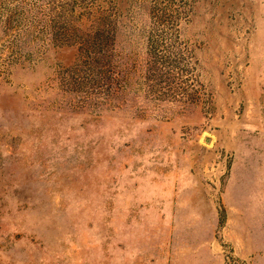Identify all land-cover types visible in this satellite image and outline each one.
<instances>
[{"label": "rangeland", "instance_id": "1", "mask_svg": "<svg viewBox=\"0 0 264 264\" xmlns=\"http://www.w3.org/2000/svg\"><path fill=\"white\" fill-rule=\"evenodd\" d=\"M0 264H264V0H0Z\"/></svg>", "mask_w": 264, "mask_h": 264}]
</instances>
